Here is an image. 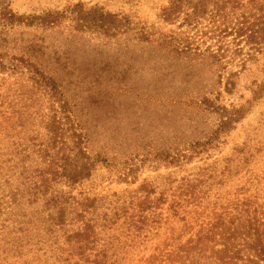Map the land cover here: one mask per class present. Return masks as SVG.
I'll use <instances>...</instances> for the list:
<instances>
[{
  "label": "trees",
  "instance_id": "1",
  "mask_svg": "<svg viewBox=\"0 0 264 264\" xmlns=\"http://www.w3.org/2000/svg\"><path fill=\"white\" fill-rule=\"evenodd\" d=\"M12 3L0 0V264H264L257 135L187 169L264 104V69L226 73L220 50L133 15L83 3L25 15ZM231 5L259 13L251 38L264 43V0H171L160 19L196 28ZM82 34L123 43L100 60L80 53ZM130 47L154 49L155 62ZM133 86L136 98L124 94ZM122 96L137 102L132 116ZM147 166L179 172L140 180ZM115 183L135 187L104 193Z\"/></svg>",
  "mask_w": 264,
  "mask_h": 264
},
{
  "label": "rangeland",
  "instance_id": "2",
  "mask_svg": "<svg viewBox=\"0 0 264 264\" xmlns=\"http://www.w3.org/2000/svg\"><path fill=\"white\" fill-rule=\"evenodd\" d=\"M170 1L171 0H13L12 7L20 14L29 15L42 11H64L75 4L83 3L86 8L90 9L100 8L107 13L133 15L132 19L136 24L138 23L142 26H148L154 23L157 27H161V29V25H163V28L172 30L175 33L174 35H176V38L179 33H183L182 37L187 39L186 42L193 48L201 49L202 51L200 52H204L203 50H207L208 48L211 49V51L220 50L221 53L226 56L223 60L224 66L227 67L226 73L240 72L243 80H245V78L251 80L255 76V70L264 69V53H256V50H259L260 47L264 48V43H261L260 39L253 40L251 38V34L259 28L256 26L259 17L257 11L251 7L239 8L231 5L222 13V16L225 17L216 16L211 19L202 20L196 28H194V26H184V28H180L182 23L180 20L174 24H164L163 20L160 19V8L162 6H169ZM42 35L47 34L42 31L36 32V36L41 37ZM82 36L83 45L79 48L80 53L82 54L86 49L88 51H93L92 54L97 55L100 60L107 58L114 60V54L117 52L121 43H123L120 40L117 41L99 34H82ZM130 48L136 50L139 58L143 57L142 62H145L147 59L149 60L150 57H154V54H152L154 49L140 47ZM254 54H257L259 57V65L250 66V62H248L245 67L243 61ZM127 57H134V55L128 54ZM149 62L150 63L147 65L154 63L155 61L149 60ZM146 77L147 72L143 74L142 79H145ZM3 78H9V74H0V79ZM142 93L143 91L139 86H133L129 93L124 94L133 95V97L136 98ZM124 99V96L120 99L117 98L119 102L121 101L123 104H126L128 107V114L129 116H132L135 112L134 107H136L137 102ZM262 113H264V104L255 105L247 120L244 122L243 127L239 128L238 132L232 136L227 145L222 148L221 152L205 156L201 160H196L194 164L187 166V169H193L195 166L204 167L205 163H212L216 159H221L222 157L231 154L236 146L242 144L248 134L254 133L257 135L258 139L255 144L259 146L258 148L261 149V153L259 154L260 158L253 168L257 173L264 170V135L259 139L260 136L258 134L259 127L263 123V121H261ZM169 172L178 173L179 170L161 169L156 171L147 166L140 180L152 178L157 175H165ZM184 174H187V172H184L181 175ZM248 179L249 178L247 177L240 178L242 182H247ZM254 180L255 179H250L248 181V186L252 193H256L255 186L253 184L251 185L252 182H255ZM108 184L109 183H105L104 186H108ZM234 184H237V181H235ZM128 187L131 186L125 184L118 185L115 183L112 185L111 189L108 187L104 189V193H111L112 191L119 192ZM134 187L135 186H132L131 188ZM166 231V228L162 230L161 235H165ZM162 238L163 236L160 239ZM158 241L154 242V244H157ZM142 256L143 255L141 254L139 258ZM133 264L137 263L134 262Z\"/></svg>",
  "mask_w": 264,
  "mask_h": 264
}]
</instances>
